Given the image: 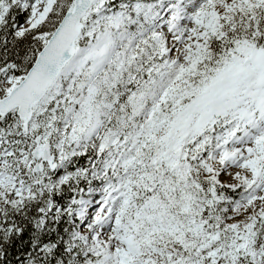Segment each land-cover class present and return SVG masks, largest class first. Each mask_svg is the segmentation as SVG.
<instances>
[{
    "label": "snow or ice",
    "instance_id": "6c2138e0",
    "mask_svg": "<svg viewBox=\"0 0 264 264\" xmlns=\"http://www.w3.org/2000/svg\"><path fill=\"white\" fill-rule=\"evenodd\" d=\"M0 264H264V0H0Z\"/></svg>",
    "mask_w": 264,
    "mask_h": 264
}]
</instances>
